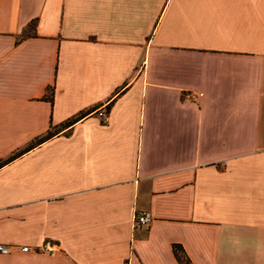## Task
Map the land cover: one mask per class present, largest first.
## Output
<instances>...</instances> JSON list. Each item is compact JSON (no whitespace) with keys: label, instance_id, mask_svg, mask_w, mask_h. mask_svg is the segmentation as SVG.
<instances>
[{"label":"crops","instance_id":"0c3cea01","mask_svg":"<svg viewBox=\"0 0 264 264\" xmlns=\"http://www.w3.org/2000/svg\"><path fill=\"white\" fill-rule=\"evenodd\" d=\"M0 243L264 264V0H0Z\"/></svg>","mask_w":264,"mask_h":264},{"label":"built area","instance_id":"2783aa9c","mask_svg":"<svg viewBox=\"0 0 264 264\" xmlns=\"http://www.w3.org/2000/svg\"><path fill=\"white\" fill-rule=\"evenodd\" d=\"M98 115L100 116L102 122H105L107 120V116H108V111L102 107L97 111ZM134 225L138 226V225H149L151 220H152V216L148 211H137L134 214ZM14 249H19L23 252H28L30 250H32L29 246L27 245H23V246H18V245H7V244H2L0 243V253L2 254H9L10 252H12ZM54 245L49 242L46 241L44 243H42L41 245L37 246L35 249H33V251L35 252H53L54 251Z\"/></svg>","mask_w":264,"mask_h":264},{"label":"trees","instance_id":"16d2710c","mask_svg":"<svg viewBox=\"0 0 264 264\" xmlns=\"http://www.w3.org/2000/svg\"><path fill=\"white\" fill-rule=\"evenodd\" d=\"M47 137H49V135H46V136H43V137H40V138H38V139H36V142H40V141H43L45 138H47ZM177 249V248H176ZM179 260H180V258H179ZM180 262H181V260H180ZM182 263V262H181Z\"/></svg>","mask_w":264,"mask_h":264}]
</instances>
